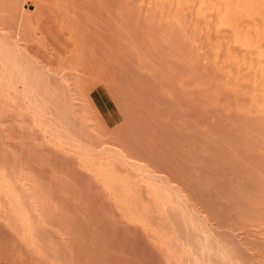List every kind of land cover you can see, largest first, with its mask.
Segmentation results:
<instances>
[{
    "label": "bare ground",
    "instance_id": "obj_1",
    "mask_svg": "<svg viewBox=\"0 0 264 264\" xmlns=\"http://www.w3.org/2000/svg\"><path fill=\"white\" fill-rule=\"evenodd\" d=\"M78 3L74 51L59 67L44 58L43 33L32 30L19 47L0 37V101L14 114L5 128L0 107V154L8 138L4 150L20 168L8 196L35 256L22 263L264 264V0ZM133 4L160 35L148 61L159 100L144 101L147 87L125 66L139 124L111 129L90 93L79 98L84 116L71 97L109 87L113 14ZM91 22L89 41L81 32ZM87 76L103 84L88 88ZM40 121L59 149L43 141Z\"/></svg>",
    "mask_w": 264,
    "mask_h": 264
},
{
    "label": "rangeland",
    "instance_id": "obj_2",
    "mask_svg": "<svg viewBox=\"0 0 264 264\" xmlns=\"http://www.w3.org/2000/svg\"><path fill=\"white\" fill-rule=\"evenodd\" d=\"M26 1L22 3V0H0V35H1L0 37L2 38L1 42L5 43L4 41L6 42L10 41V43L5 44L7 45V44H11V41H12L13 46H14L13 44L14 42L16 46L19 47L20 45L21 46L25 45V43L27 42V41L25 42V40L23 41L22 37H25V36L27 38L29 37L28 40H29V43H31L32 34L36 32L43 33V35H45L48 40L47 42L48 45L43 49L44 58L48 62H50V64H53V65L55 64L54 66L56 67L61 66L63 57H68L72 53V51H74L73 50L75 47L74 41L71 40L72 39L71 32H72V29L74 28L72 25H77L78 23L76 22L79 16L77 15V11H79L78 2L82 0L80 1L79 0H26ZM25 3L29 6V7L27 6L28 8H26ZM135 7H136L135 4H133L127 8L128 11L126 8H124V9L116 10V13L113 14L114 22L111 21L112 22L111 26H112V48L114 51V58H115L113 62V69L115 73H114L113 80L107 79V77L105 76L106 81L109 84V87L105 88L102 85H99V84H103L102 78L97 77L98 79H96V77L94 76L96 80L93 79L92 77L94 81L93 80L91 81V78L89 79L88 78L89 76H87V80L84 79L83 83L88 84V88L94 87L96 85H99V86H96L97 88L95 87V89L93 88L94 90L91 88V92L87 93V92L82 91L80 95L74 94L75 96L73 95L71 97V99L73 100V105L75 106V109L79 110L78 115L84 116V114L86 113H84V111L81 110V100L79 98H81V96L87 97L90 93L88 97L94 100L95 107H97V109L95 108L96 110L95 116L97 120L100 119L102 122H105L106 124L109 125L111 129L118 128L120 126H123L124 124H128V125L139 124L136 118L130 115V111L128 110L130 109L131 101H132V98L126 94V92H130V88L128 86V81H129V76L127 73L128 67L130 69L129 74H133L134 72L135 75L137 74L138 79L141 77V81L145 84V86L147 87V90L149 91L150 98H145L146 96L145 94H143L141 98L144 99V101L147 99H152L153 105L155 101L159 100V92H158L159 86L156 85V81L154 79L151 80L154 74V68H152L149 65L148 61L150 60L151 57L153 58L156 57V55L151 54V52L153 51V48L157 45L160 35H159V32L155 29V27L150 28V26L146 23L147 19L145 16V12H136L134 10ZM23 8H26V9H23ZM24 10L26 11V16L23 17V15L25 14ZM134 14H136L135 17H134ZM25 17L27 18L31 17L30 18L31 21L29 19H26ZM122 18L125 19L126 21L127 19L129 20L126 23L125 21H123ZM144 19H145V22H143ZM140 20L142 23L140 22ZM124 23L127 25H125ZM92 24L93 22L90 23L91 28L89 27L90 29L89 35H88V30H86L87 35L83 31L81 32L82 36L85 39L89 40V37L92 36L90 33L92 32L91 31ZM140 25L142 26L140 27ZM20 27L23 30V31H20L22 33L17 31V29ZM70 28L71 30H69ZM32 30H35L34 33ZM16 33H20L21 36L19 34H17V36L19 37L14 36L16 35ZM9 34L10 36L11 35L12 36L10 37ZM28 34L29 35L31 34V35L29 36ZM7 38L9 40H7ZM81 44L82 46L84 44V48L81 50L80 57H83L85 55V58H86L85 52L87 53V56H88V52H87L88 43L86 40L82 39ZM30 49H32V47ZM20 57L25 58L26 56L22 55ZM85 58L83 57V59ZM130 60L131 62H129ZM91 65H92L91 61H90V64L86 63L83 65V67H85V70L88 71V73H90V70L92 67ZM125 66L127 67V69ZM0 67H1L0 69L3 70V67L2 66ZM137 69L138 71H136ZM62 73H66V72H62ZM102 77L104 78V76ZM65 82L64 84H67ZM3 84H4L3 86L6 88V90L5 88H3L4 93L6 91L5 94L9 96H13L12 92L10 93L9 86L8 85L6 86L5 83ZM17 86L19 88L20 95L23 96L24 94L21 91L22 84L19 83L17 84ZM110 92H112L111 95H110ZM142 104L149 105L148 103H145V102H142ZM142 104H141L140 109H142L143 113H146L147 106H143ZM0 107L5 108V111H6L5 112L3 110V113L5 112V114H4V117H2L3 127L6 128V126H9L10 124L12 125L14 123V120H13L14 114H13V111H10L13 108V106L11 105L8 106L6 103H4V101L2 102L0 101ZM122 112L124 113L120 114ZM126 114H128L127 117H126ZM122 115H123V118H122ZM213 115H216V114H213ZM8 119H11V120H8ZM214 119H216L215 116H214ZM94 121H91V123L89 122V124H93L96 122ZM41 122L42 121L39 122V125L41 126L42 131L39 134L40 136H42L41 138L43 139V141L46 142L47 140L46 144L49 143L50 146H53L54 141L55 143L56 142L59 143L58 141L59 137L55 138L54 136H51L52 138L51 137L49 138L50 135L48 136L47 133H45V131L47 132L49 130H47L48 129L47 127H46L47 129L44 130L45 128L43 125L45 124ZM126 128L123 127V130H125ZM206 128L207 127H205V129ZM45 135H47L48 138L46 137L45 139ZM53 137L55 138V140H53L54 139ZM48 139H52L53 143H51V140H48ZM7 140L9 139L5 138L2 140L1 144H2L3 151H1V154H0V163H1L0 165L1 182L0 183H2L1 189H0L2 191V192L0 191V264H24V263L27 264V261H25V258L27 257L28 262H30L31 261L30 258L34 259L35 256L31 254L29 255L27 252H25L27 251L29 246H30V249L32 248L30 243H28V246H27V243L24 241L22 242V244L24 243L23 247L21 246L22 245L21 240L23 241V237L20 235V226L22 227L21 224L25 222V220L22 222V218L20 217V214L18 213L19 209L17 208L16 203H11V199L8 196V193L11 192V189L13 188V185H14L11 182V180L15 179L14 177H16V174L17 172H19L18 170L20 168H19V162H18L19 159H17L18 154L15 155L14 153H11V152L9 153L8 151L4 150L5 145L3 144V141L5 142ZM55 143L53 147H55L56 149H59V144L56 143L57 145L56 147ZM68 154L70 155V153ZM11 183H12V186H11ZM40 204L41 206H44L42 205V203ZM43 204H45V206L44 208L42 207L41 208L45 209L47 203H43ZM42 211L40 213H42ZM23 224H26V223H23ZM26 247L28 248L26 249ZM21 250L24 251V253H27L28 256L22 253ZM21 255L25 257L23 258L24 263H22ZM53 264H56V263H53Z\"/></svg>",
    "mask_w": 264,
    "mask_h": 264
}]
</instances>
